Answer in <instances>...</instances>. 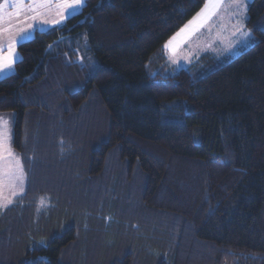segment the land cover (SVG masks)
Segmentation results:
<instances>
[{
    "label": "trees",
    "instance_id": "16d2710c",
    "mask_svg": "<svg viewBox=\"0 0 264 264\" xmlns=\"http://www.w3.org/2000/svg\"><path fill=\"white\" fill-rule=\"evenodd\" d=\"M206 2L86 0L18 45L0 113L26 187L0 264H264V0L251 46L173 68Z\"/></svg>",
    "mask_w": 264,
    "mask_h": 264
},
{
    "label": "rangeland",
    "instance_id": "374dc122",
    "mask_svg": "<svg viewBox=\"0 0 264 264\" xmlns=\"http://www.w3.org/2000/svg\"><path fill=\"white\" fill-rule=\"evenodd\" d=\"M85 1L83 0L82 6ZM220 2L219 6H215L217 1L207 5V8L204 6L203 15L198 17L197 13L172 37L171 42L168 41L167 59L173 68H187L207 53L218 57L226 54L238 55L252 45L253 35L246 26L248 2L251 0ZM19 3L20 0H0V46L3 47L4 55L8 54L9 46L14 52L11 66L0 69V78L14 71V65L20 59L17 49L20 43L31 39L36 30H47L65 24L70 16L82 8L81 6L75 11L69 10V13L63 14L57 8L58 0H23L21 7L14 6ZM237 3L243 7L238 8ZM41 4L44 6L38 7L35 12L29 10L34 5ZM61 15H67V18L55 23L61 19ZM33 16L35 19H32ZM194 20L195 23L190 24ZM15 118L14 111L0 113V122L7 121L8 132L6 139L0 143V214L25 191L26 187L21 157L12 146ZM21 173L22 182L15 179ZM44 198L43 203L41 200L38 202L41 208L48 204L47 197Z\"/></svg>",
    "mask_w": 264,
    "mask_h": 264
},
{
    "label": "snow or ice",
    "instance_id": "6c2138e0",
    "mask_svg": "<svg viewBox=\"0 0 264 264\" xmlns=\"http://www.w3.org/2000/svg\"><path fill=\"white\" fill-rule=\"evenodd\" d=\"M22 3H23V0H20V3L17 5H14V6L19 8L22 6ZM82 3H83V0H58L57 8L59 9V11L61 13L67 14V13H69V10L75 11L76 9L81 7ZM43 6H44L43 4L34 5L29 10L35 12L38 7H43ZM215 6H219L218 0H217V4ZM237 7L241 8V7H243V5L237 3ZM206 8H207V5H206ZM200 15H203V13L198 14V17ZM66 18H67V15H61V19L57 20L55 23H60ZM32 19H35V16H33ZM191 23H195V20L193 22H190V24ZM183 31L184 30H182V32ZM244 35H248V33H244ZM178 36H179V34H178ZM166 47H167V45H166ZM13 58H14V52H13V49L11 46H9V48H8V54L7 55H4L3 49H0V69L5 68V67H10L11 63L13 61ZM7 135H8L7 121H2V122H0V143H2L4 139H6ZM15 179L20 180L22 182V179H23L22 173L20 176L15 177ZM42 203H43V201H42Z\"/></svg>",
    "mask_w": 264,
    "mask_h": 264
},
{
    "label": "crops",
    "instance_id": "0c3cea01",
    "mask_svg": "<svg viewBox=\"0 0 264 264\" xmlns=\"http://www.w3.org/2000/svg\"><path fill=\"white\" fill-rule=\"evenodd\" d=\"M215 1H217V0H207V2H206V4H205V8H206V5L209 6L210 3H213V2H215ZM226 1H228V0H222V3H225ZM218 2L221 3L220 0H218ZM208 6H207V7H208ZM203 8H204V7H203ZM205 8H204V9H205ZM204 9H202L198 14H201V13L204 11ZM171 39H172V38H171ZM171 39L169 40V42H171ZM169 42H168V43H169ZM173 43H174V42H173ZM0 49H3V47L0 46ZM175 49H176V47H175ZM3 52H4V50H3Z\"/></svg>",
    "mask_w": 264,
    "mask_h": 264
}]
</instances>
